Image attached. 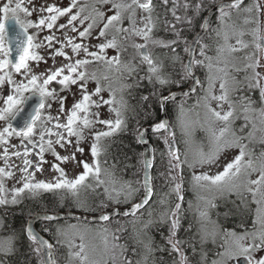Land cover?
I'll return each mask as SVG.
<instances>
[{"label":"snow or ice","instance_id":"1","mask_svg":"<svg viewBox=\"0 0 264 264\" xmlns=\"http://www.w3.org/2000/svg\"><path fill=\"white\" fill-rule=\"evenodd\" d=\"M169 0H163V3L168 4ZM215 3V0H211ZM79 0H70L67 7H59L56 4L45 3L40 5L38 8L39 16L37 19L33 20L31 17L37 13V6L34 4V0H6V2L0 4V86L7 83L11 92L3 100V107H0V121L6 122V126L0 130V146H3L2 152H0V159L4 161V167H0V205L6 204L9 201L6 198V189L3 183L5 178H11L14 173L11 171L13 165L10 163L12 157H16L21 160L22 166L19 167L20 183L22 184L19 188L12 189V199L11 203H17L18 197H21L24 193H28L33 199L40 197L44 193H51L54 196H58L61 200H68L71 198L72 203L75 207L84 211L99 210V207L93 208L92 205L88 203L86 196H82L88 188L92 187L88 183L90 178H93L96 185L104 184L105 181L101 180V167L98 157L104 150L101 146V140L103 138L111 137L115 133L122 131L125 124L126 118L125 113L128 111V104L123 99V96L119 100L116 99V90L112 88V77L109 76V72L115 71L121 73L127 72L131 74L135 69L129 63H122L120 59V52L122 48L121 41H127L131 37H139L145 43L143 44H133L137 50L138 55H140L142 62L148 65V79L152 82L153 78L155 81L161 85L168 84L169 81L162 77L160 72V66L155 63L151 55L145 51L149 42L160 46L169 47L173 52L176 51L172 45L179 46L181 32L176 29V25L165 21V26L167 29L172 31L175 39L164 41L153 39V33L157 27L159 17H154V5L152 0H131L130 3L125 2V0H97V3L111 4L110 11L114 10V14L107 16L105 21V13L100 9L93 6L92 13L83 16L82 13L85 11L86 6L78 7ZM173 8L172 15L177 23L183 22L188 25L193 24V19L188 17H181L176 14V9L178 7L177 0H172ZM242 0H231L230 3L221 2L216 5V10L219 12L217 17V22L219 27L215 29L217 37H222L224 40V45L217 48L218 54H221L227 48L230 52H236L240 49L235 46H230L227 44L229 39L228 25L226 24V19L230 18L232 10L240 9ZM193 8L196 14L205 7L203 0L191 5L185 0L183 4V9L185 12L189 8ZM73 9H76L74 12ZM140 10L143 15L137 18V10ZM245 12H251L252 8H244ZM256 10L259 11V5H256ZM47 13V15H44ZM21 14L25 19H21ZM61 17H67V22L57 24V21ZM127 19L129 27H123L124 20ZM85 21H90L86 27H83L82 31L77 28V22L83 26ZM98 22H103V27L99 28L97 39L106 38L109 31L114 34L111 39H105V42L95 45L98 51H89L88 46L82 43H74L73 38L68 36L66 33L64 35L63 41L58 40L57 36L53 32L56 30L70 29L73 33H78L81 40L87 39L91 36L94 28L97 27ZM252 21L246 19L245 23H251ZM14 25V28L9 29V24ZM259 25V21H256ZM209 22L205 20V23L200 27L202 31H207ZM30 29H35V32L30 33ZM47 29L49 35L43 36L39 39V34L41 31ZM235 31V29H233ZM14 33V34H12ZM244 33L240 32L239 35L242 36ZM254 44L257 51H264V32L261 31L258 26L253 30ZM11 37V38H10ZM118 37L120 38L118 40ZM201 36L197 34L196 38L189 43L187 40L184 41L186 47L185 52L189 53L190 59L187 64L183 65V73L189 78H193V66L203 65V60L195 59L194 45L200 44V55L208 59L211 57L205 56V48L207 45L201 44ZM55 44H59V47H55ZM237 44L244 48L248 45L244 44L243 41L237 40ZM71 48L72 56L65 52V48ZM109 48H114L117 54L111 58L106 57L105 50ZM40 50H44V54H41ZM83 51L84 59H75L73 57L79 55ZM63 57L66 63H61L56 66V58ZM87 57H92L91 60ZM48 59L53 61L51 67H46L43 71L37 72L36 69L39 68L41 63L47 64ZM251 62L246 65L247 69H251L252 75L246 77L248 79V86L250 88H259L260 96L262 101H264V84L261 83L264 80V76L260 72L256 71L259 67H264L258 59L249 57ZM103 62L106 66V71L98 75L97 71H88V66L90 64H99ZM209 67L211 65L209 64ZM219 71H224L220 69ZM13 73L18 74L26 79V83L23 81L17 82L13 79ZM227 73L225 72V77ZM119 79V77H116ZM89 80L95 81L96 87L94 90L89 91L87 87V82ZM102 81L108 82L107 86L102 83ZM210 88L206 90V95L202 97V100L207 101L209 97L218 102L229 103V111L220 112L208 107V111L215 117L218 121L225 122V127L220 129L219 135L212 133L213 147L208 153L200 152L199 158L195 163L203 166L216 164L220 154L230 148H239V154L234 157V159L226 163L223 166V170L216 173L215 175H209L203 173L201 175H194L193 180L199 185L200 182H205L209 187L215 188L220 192H237L241 195L239 191L243 188L252 196V202L257 205L256 213L257 219L253 221L254 226L259 225V227H254V230L250 233L246 232L241 236H236L235 233L230 235L235 237L234 246H230L225 249L224 252L219 253L222 257L220 261H214L213 264H227L228 260H234L239 257H243L246 264H264V256L256 257L253 253L264 250V152L260 154L259 165L252 159V153L246 151L247 145L241 143V137H237L234 133L231 138L226 137V133L229 131L227 124L230 122V118L233 116L232 105L228 99V87L227 79H222L220 82L221 94L219 96L211 95L210 89L214 81L209 77ZM195 84H200L199 80L194 81ZM53 84L59 85L57 90L55 87H50ZM75 85L80 90L79 99H75L70 108L65 107V101L67 96L60 95V93L70 92L72 86ZM127 85H123L120 91L123 92ZM107 90L109 92V98L104 99L101 95L103 91ZM195 91V88L192 89ZM188 93H184L187 95ZM75 96V93H73ZM98 97V99H94ZM147 100L148 97H143ZM175 95L162 96L160 98L161 108L163 109L165 103L168 100H175ZM59 102V109L55 116L51 115L50 112L46 113V110L51 109L52 105L49 101ZM34 101V103H33ZM108 105V110L110 113L115 114V120L112 119H100V113L98 109L102 106ZM221 106L218 104V107ZM29 108L31 109L29 111ZM95 110V111H94ZM183 106L181 105L180 112L183 115ZM244 111L250 112L255 111L251 107V101L244 108ZM259 118L261 124H264V109L260 110ZM247 120L248 117L246 116ZM22 121L21 126L14 127L12 121ZM96 124H102L106 127V131H96L93 134V143L91 145V155L93 158V163L90 165L84 160H76L75 152L83 153V148L79 145L84 139L85 131L94 128ZM183 125V121H182ZM253 129L255 130V124H253ZM153 133H159L163 130L166 135L164 136V143L168 145V156H169V171L181 167L183 162L180 161L179 155L176 150L171 146L168 139V124L167 121H160L159 123L152 126ZM137 131H139L137 129ZM253 133L250 132L249 136ZM17 137L20 139V145H9L10 137ZM38 137V140H37ZM75 138V151L70 155H60L56 151V146L59 145L61 148H66L73 144L72 138ZM138 141L146 143L144 138V133L140 132ZM264 143V140H261ZM29 145L31 147H29ZM11 148L17 150L10 151ZM19 148H23L21 152ZM35 153L32 150L37 149ZM45 152H50L57 161L61 163L76 161L78 165L83 166V172L74 178H69L65 170L56 163L52 164V169L59 175L55 177L54 181H44L35 180V172L43 171L42 164L46 161L44 160ZM35 155L37 160H33L31 157ZM248 157L246 160L245 157ZM184 162H187L186 160ZM153 166L152 160L145 156L144 159V172L145 181L144 187L146 190L145 198L140 202L132 205L130 212H125L124 215H135V213L148 203L149 198L152 195V188L150 187V179L148 170ZM193 164H189L192 167ZM34 167V171H29V169ZM107 174V170H105ZM256 179H247L243 185L238 184L236 181L243 174L244 176H251L252 173H257ZM171 179H175L172 176ZM115 183V181H112ZM108 188H105V192L108 193ZM113 191L116 192V196L119 197L121 194L124 195L125 201H127L134 193V189L131 188L130 184L122 185L120 190ZM174 191L177 193L178 199L183 200V196L180 195L181 184L177 183L175 185ZM259 197V199H257ZM109 198L112 199L111 195ZM116 203H120L117 199ZM106 207V205H102ZM180 203L175 205V209L171 212V228L169 235V244H171V250L177 252L182 256L180 264H187V257L183 256L177 245L180 241H173L172 237L175 236V230L178 227V213L180 210ZM37 219H43L47 221H53L57 219L54 215L45 214L42 217H36ZM109 215L102 214L100 216L101 220L107 221ZM74 227V226H73ZM44 231H49L45 228ZM58 242L59 237L65 235V233L57 228L55 233ZM28 239L35 245L34 251L38 256L46 255V259H42L41 264H56L53 258V245L47 240L38 236L31 228L27 230ZM83 236L81 240L83 241ZM245 241H248L245 243ZM70 247H76L75 245H70ZM79 251L70 252V259H75L79 261V264H98V261L92 258L89 251L84 243L79 246ZM114 247H118L115 245ZM5 251H11V243ZM94 251V249H93Z\"/></svg>","mask_w":264,"mask_h":264},{"label":"trees","instance_id":"2","mask_svg":"<svg viewBox=\"0 0 264 264\" xmlns=\"http://www.w3.org/2000/svg\"><path fill=\"white\" fill-rule=\"evenodd\" d=\"M153 1L155 3L154 15L155 17H159L153 37L157 40L164 41H169L176 38L172 31L167 29L165 26V21H168L169 23L175 24L176 29L181 32V39L186 47L184 41H191V39L200 29L201 22L206 12L219 0H215V3L211 2V0H203L205 7L202 8L199 14H196L191 7L187 12H185L183 5H178L176 14L182 18L186 15L191 17L193 19L192 25L184 23L183 20L180 23H177L174 20L172 15L173 5H163V0ZM170 1L172 2V0ZM249 1L254 2V0H245L244 4ZM255 1L261 3L260 0ZM178 2L185 3V0H177V3ZM187 2L191 5H194L195 3L200 2V0H187ZM219 15V13L214 14L208 30L200 41L201 44L207 45L205 48V56L207 57L210 54H213L218 41L217 37L215 36L216 32L214 30L216 29L217 17ZM250 45L251 47L246 49V53L242 52V56L245 57V55H247L248 59L249 57L257 59L260 51H257L255 45L252 43ZM155 46L156 47L153 49H150L148 43L147 48L149 49L150 54L158 53L163 56V69L170 73L172 77L171 81L168 84L161 85L153 78L152 82H150L148 79V68L145 63L140 61V57H138L137 74H135L134 77L132 74H130V76L126 79L128 84L125 91V101L128 104V111L125 113L126 124L122 131H119L113 136L107 137L104 140V165L115 180L130 184L136 188V192L132 200L126 203L120 201V203L112 204L110 203L111 201L106 196V194L102 192L100 195H103L104 198L102 199V197H100L101 201H99L96 205H92L94 209L99 207V210L84 211L75 207L71 198L68 200H61L58 196H54L51 193H44L35 199L32 197H22L15 204L3 205L0 207V218L2 221L0 226V235L11 236L13 242L11 252L0 253V261L3 264H41L43 259L42 256H38L33 250L35 245H33L25 233L26 221L34 213L71 210L94 215L110 208L111 206L126 205L142 195V147L137 139V129L140 130L142 127L158 121L161 114V96L172 90L184 88L190 82V78L185 76L183 73V62L187 52L179 57V60L174 63L168 59V56L170 53H172L171 48L160 46L157 48V45ZM251 51H253V53ZM261 52L264 59V51ZM164 57L166 59H164ZM195 59H205V57L200 55V44H197ZM249 61L251 62L250 59ZM245 70L246 73L250 71L247 77L252 75L251 69L246 68ZM195 71L200 76V84L196 91L192 94H189L185 98H179L166 104V114L169 120V125L172 129L171 137L174 139L176 151L179 155L180 161L183 162L181 167L174 169L171 172L169 171L170 158L168 156V145L164 143L165 132L148 134L147 137L153 151V166L151 168L153 196L151 202L146 208L133 216L118 215L112 217L104 223L88 222L103 226L106 225L109 228H120L121 226H125L127 228L121 239H117L119 243L124 242V244L127 245L125 247L126 251H123L124 264H139L141 253L144 250L142 241L140 239L138 241L136 238L137 236L135 235L134 224L135 218L137 217H148L151 218L152 222L147 231L151 239L149 245L150 253L147 264H178L176 257L177 252L171 250V244L168 242L171 228L170 220L167 218L166 220L161 221L159 219V215H162V213L166 212V210L169 211L173 208V205L177 201L178 197L174 189L179 180L182 182L181 189L184 193V199L188 200L189 198H193L190 187V192L187 189V185H190V173L189 170H187L186 165H184L183 150L185 144L182 134L178 131L176 117L180 111L181 105L183 106V109H193L195 107V98L199 94V91L205 82L207 68L204 64L195 65ZM246 80L248 79H244L245 82L242 85L245 92L249 91L250 88L248 86L249 82L246 84ZM145 96L148 97L147 100L143 99ZM258 105L259 104L256 105L253 103V106ZM238 122L239 121H237V123ZM260 146L264 148L262 145ZM257 149L258 147H256L254 150L258 151ZM172 176H175L174 180L171 179ZM100 189L101 187H98L96 191H100ZM218 203L221 206L220 208L225 211V214L230 216L227 217V219L229 218L228 221L234 220L236 218L243 220L247 215L246 212L248 209H250V206L248 207L245 199H243L242 196L238 194H227L223 200H220L219 198ZM102 205H106V207H102ZM150 205L154 208L152 209V214L147 216L146 210ZM181 213L184 216L182 218L183 221L186 219L187 223L185 225L190 227L192 223H188L189 212ZM76 220L79 219L66 218L59 221L66 223ZM56 222L40 219L35 223V227L53 245L52 250L56 264H63L62 262L67 260L65 255L68 253V250L64 243H62L60 240L58 242V239L55 235L57 228ZM45 228H48L49 231H44ZM129 234L130 237L127 238ZM187 240L189 241L188 244L193 246L194 236L189 235Z\"/></svg>","mask_w":264,"mask_h":264},{"label":"rangeland","instance_id":"3","mask_svg":"<svg viewBox=\"0 0 264 264\" xmlns=\"http://www.w3.org/2000/svg\"><path fill=\"white\" fill-rule=\"evenodd\" d=\"M48 0H34L35 5H43L47 3ZM116 2H119V0H116ZM125 2L130 3L131 0H125ZM260 3V2H259ZM258 1H249L243 6L240 7V9L234 11V13L230 14V18L226 19V24L228 25V28L226 29L228 31L229 39L227 41V44L230 46H235L239 48V51L236 52H230L227 48L225 51L221 54H218L217 48L224 45V40L222 37H218L217 44L215 46V50L213 54H210L208 57H211L212 59L209 61L208 59L203 60V64L207 68V75L205 76V82L199 91V94L196 96V104L193 109H184L183 115H181V112L179 111L176 119L178 124V131L182 134L183 141H184V150H183V160L187 161L184 162V165H186L187 170H189L190 173V185H187V189L189 190V187L192 191V200L189 198L185 202L187 203L184 205V211H188L190 215L192 216V219L194 222H198L196 225H198L202 229V222L208 221L207 216L211 212V208L209 205L212 204L214 201H216L217 198H220V200H223L227 194H237V192H220L216 190L215 188L209 187L205 184V182H200L198 185L194 180V175H201L203 173H207L209 175H215L216 173L223 170V166L226 163L231 162L236 155L239 154V148H230L225 150L220 154V157L216 164L213 165H199L195 163V161L199 158V153L204 152L208 153L212 147V133H215L216 135H219L220 129L225 127V122L218 121L215 119V117L212 116V114L208 111V107L214 109L215 111L220 112H227L229 111V103L226 102H218L216 100H213L209 97L207 101L202 100L201 98L206 95V90H209L210 88V81L209 77L212 78L214 83L211 86L210 92L211 95L219 96L221 94L220 90V82L222 79H227V87H228V99L229 102L232 105L233 110V116L230 118V122L227 124V127L229 131L225 134L227 138H231L232 134L234 133L237 137L239 136V131H246L247 139L251 142L252 145H247L246 151L251 152V148L253 149L254 146L259 147L262 145L264 147V143H261V140H264V124H261L259 113L261 109H264V103L260 107V102H258V99L261 98L260 96V89L255 88L256 91L253 96L250 95L247 96V92L243 90V83L245 82L243 79V76H241L244 69H246V65L250 63L248 56L245 55L242 56V52L246 53V49L251 47V43L254 44V38H253V30L260 27V23L262 20V8L260 7V4ZM85 5V4H82ZM88 5V4H86ZM92 5V4H89ZM111 7V4H104ZM256 5H259L260 10H256ZM251 7V12H245L243 9ZM93 7H89L88 11L92 12ZM73 11H76V9H73ZM155 13L153 12V15ZM143 13L138 9L137 10V18H139ZM155 17V15H154ZM248 19L252 21L251 23H245V20ZM256 21H259V25H257ZM58 23V21H57ZM80 27V25H77V28ZM103 27V25L101 26ZM219 27L218 22L216 29ZM98 28V25L97 27ZM94 28V29H96ZM93 29V30H94ZM235 29V31H233ZM240 32H243L244 34L242 36L239 35ZM93 33V31H92ZM114 33L110 31L106 38L102 37V41L105 42V39H111L112 35ZM58 38V37H57ZM87 39L84 40H88ZM153 39H155L153 37ZM243 41L244 44H247L248 47L244 48L241 45L237 44V40ZM157 40V39H155ZM133 44H143L145 43L142 39L139 37H133ZM97 43V42H96ZM82 44L85 45L84 42ZM150 49H153L155 44L149 42ZM159 46H157L158 48ZM149 50V49H148ZM253 53V51H251ZM249 54V53H247ZM152 59L155 61L157 65L160 66L161 69V76L166 78V76L163 74V56L154 53L151 54ZM207 57V56H206ZM257 59L262 58L259 56ZM209 64L211 67H209ZM148 68V65H146ZM220 69H223L224 71H219ZM256 71L260 72L263 76L264 69L257 68ZM225 72L227 73V76L225 77ZM250 72V71H249ZM108 74H112L108 73ZM99 75V74H98ZM122 76V77H121ZM130 76L129 73L124 72L122 75H116L112 74V88L116 90V99L119 100L121 96H123V99L125 100V91L127 87L124 88L123 92L120 91V88L123 85L127 84V78ZM116 77H119V79H116ZM122 79V80H121ZM248 83V80H246V84ZM262 84H264L263 80L261 81ZM108 82L105 83L107 86ZM93 86H88V90L92 91L96 87L95 84H91ZM101 95L104 97V99L109 98V92L107 90L103 91ZM80 97V95H79ZM78 97V98H79ZM252 99H250V98ZM94 99H98V97H94ZM249 101H251V107L255 109V111L245 112L244 108L248 105ZM254 104H259L258 106H253ZM207 104L208 107L205 105ZM218 104L221 106L218 107ZM95 111V110H94ZM100 113V119H112L115 120V114L110 113L108 110V105L102 106L100 109H98ZM248 117L246 120L245 117ZM183 121V125H182ZM237 121H239L237 123ZM238 125H237V124ZM253 124H255V130L253 129ZM1 130V128H0ZM106 131V127L102 124H96L94 128L85 131L84 139L80 143V147L83 148V153L75 152L76 160H84L88 162L90 165L93 163V158L91 155V145L93 143V134L96 131ZM252 132L253 135L249 136V133ZM106 138H103L101 140V146L104 149L101 153V155L98 157L101 167V177L100 179L105 181L104 184L96 185V182L93 178H90L88 183L92 185V187L85 190V192L82 193V196H86L88 203L90 205H96L99 201H101L104 198L103 195H100L103 193L106 194V196L109 198V195H111L112 199L109 198L111 201L110 203L115 204L116 200L126 203L130 200H132L136 188L131 186L132 189H134L133 195L125 201L124 195L121 194L119 197L116 196V192L113 191L115 188L116 190H120L122 185H125L126 183H122L121 181L115 180L109 170L104 165V151H105V140ZM73 144L70 146H66V148L62 149L60 151V155H70L75 151V138H72ZM17 143L16 137H10L9 138V145H15ZM260 144V145H259ZM245 145V144H244ZM3 146H0L2 148ZM264 152V148H260V151H258V156L256 158L253 157L252 159L257 163V166L259 165V158L260 154ZM245 159L247 160L248 157L246 156ZM10 163L13 165L11 168V171L14 173V175L11 178H5L3 180L5 189H6V198L9 201L5 205L13 204L11 203L12 199V189L13 188H19L22 186V184L19 182V177L16 171V164L14 161H10ZM54 162L50 164L52 166ZM62 165V168L65 170L66 174L69 178H74L75 176L79 175L81 172H83V166L78 165L76 161H69L65 163L58 162ZM189 164H193L192 167H189ZM0 166V167H4ZM48 177L44 181H54L55 177H57L56 173H54V170H52V167H49ZM107 170V174L105 172ZM258 176L257 173H252L251 176H244L243 174L240 176V178L236 181L238 184L243 185L247 179H256ZM37 181L41 179H35ZM112 181H115V183H112ZM98 187H101L100 191H96ZM153 187V186H152ZM105 188H108V193L105 192ZM241 192V196L248 195V198L252 201V196L247 191H244L243 188L239 190ZM22 197H31L28 193H24L21 197H18L17 201H19ZM99 197V198H97ZM138 199V198H137ZM259 199V197H257ZM62 203V202H61ZM255 204V203H254ZM127 205V204H126ZM118 206H125V205H118ZM186 206V207H185ZM113 207V206H111ZM110 207V208H111ZM153 206H149L146 210L147 216H150L152 214ZM254 208H257V205L255 204ZM109 209V208H108ZM70 211V210H69ZM105 211V210H104ZM102 212V211H101ZM100 213V212H99ZM169 217V213L166 210V212L162 213V215H159V219L161 221L166 220ZM108 221V220H107ZM1 218H0V226H1ZM56 222V221H54ZM57 228H60L65 235H62L59 237V240L64 243L68 250V255H65V258L67 257L66 261H63V264H79L78 260L70 259L69 253L70 252H77L79 251V245L81 243H84L86 245L87 250L89 251V254L92 258L96 259L98 261V264H124L123 263V251H126L125 247L126 244L119 243L117 239H121L122 235H124L125 230L127 229L125 226L114 227L109 228L106 225H98L95 223H88L87 221H70V222H60L58 220ZM104 223V222H102ZM151 218L148 217H137L135 218V224H134V230L135 235H138L139 239L143 243V252L141 253L140 263L139 264H147V261L149 259V245L151 242L150 237L148 236V228L151 225ZM210 223H206L208 225ZM74 226V227H73ZM56 228V230H57ZM81 236H83V241L81 240ZM241 236V235H236ZM130 237V234L127 238ZM148 241V242H147ZM235 237L233 236L232 245L234 246ZM11 243V250H12V237L11 236H3L0 235V253H9L11 251H5L4 249L7 248L8 243ZM70 245H75L76 247H70ZM115 245H118V247H114ZM94 249V251H93ZM65 260V259H64ZM0 264H3L0 261Z\"/></svg>","mask_w":264,"mask_h":264},{"label":"flooded vegetation","instance_id":"4","mask_svg":"<svg viewBox=\"0 0 264 264\" xmlns=\"http://www.w3.org/2000/svg\"><path fill=\"white\" fill-rule=\"evenodd\" d=\"M6 2V0H0V4ZM153 5H155L154 1L152 0ZM48 4H56L59 7H67L70 3V0H48L47 1ZM85 4V5H82ZM88 4V5H86ZM92 4V5H89ZM178 5H183L184 2H178ZM163 5H165L163 3ZM166 5H173L172 2L169 0L168 4ZM37 6V13L34 14L33 17H31V19L35 20L38 18L39 16V11L38 8L40 5H36ZM80 6H86L85 7V11L82 13L81 18H83V16L89 15L92 12H89L88 9L89 7H93L95 6L96 8L100 9L101 11H103L105 13V21H106V17L113 15L114 14V10L110 11L109 9H111V7H109L108 5H101L99 3H97V0H79L78 3V7ZM235 10H232L231 13H234ZM75 12V11H74ZM44 15H47V13H44ZM21 19H25V17L23 16V14H21ZM67 22V17H61L58 20V25L61 23H65ZM90 21H85V24L83 26H81L78 22L77 25H80V27H78L79 31L83 30V27H86L87 24ZM103 25V22H98V28L93 30V33L91 34V36L89 37V39L86 40H81L78 36V33H73L70 31V29H65V30H56L53 29V32L55 33V35L58 37V40L63 41L64 35L65 33L73 38V42L74 43H82L84 42L86 46H88L89 51H98V48L95 47V45L102 43V38L97 39L96 37L98 36V31L99 28H101V26ZM123 27L127 28L129 27L128 21L127 19L124 20L123 22ZM30 33L35 32V29H30L29 30ZM110 32V31H109ZM51 33H49V31L47 29L43 30L40 32L39 34V39H42L43 36L45 35H49ZM215 36L217 37V35L215 34ZM120 38L118 37V40ZM218 39V37H217ZM133 37H131L129 40L127 41H121L122 44V48H121V52H120V59L122 63H129L134 67V71L131 73L132 76L134 77L135 74H137V70H138V57H140V55H138L137 50L132 47L133 45ZM97 42V43H96ZM55 47H59V44H55ZM171 47L175 48L176 51L172 53H170V55L168 56V59L171 62H177L179 60V57H181L183 54H185V45L182 42V39L180 38V42H179V46L177 45H172ZM147 49V48H146ZM41 54H44V50H40ZM65 52H67L70 56H72V52H71V48H65ZM148 52V49H147ZM106 57L111 58L112 56L117 54L116 49L114 48H109L105 50ZM85 55L83 53V51H81L79 53V55H76L73 57V60L75 59H84ZM87 59L91 60L92 57H87ZM164 59H166L164 57ZM140 61L142 62V59L140 57ZM56 66H59L61 63H66V61L63 60V57H57L56 58ZM53 64V61L51 59H48L47 64L41 63V65L39 66V68L36 69V71L39 73L41 71H43L46 67H51ZM146 64V63H145ZM147 65V64H146ZM264 68H261V70ZM88 71L92 72V71H97L98 74L104 73L106 71V66L103 64V62L99 63V64H90L88 66ZM112 74H116L121 75V73L115 72L114 70L111 71ZM109 72V73H111ZM112 74H109L110 77H112ZM163 74L166 76V79L170 82L172 77L170 75V73L166 72L163 69ZM264 76V74H263ZM122 77V76H121ZM13 79L16 80L17 82L23 81V82H27L26 79L18 74L13 73ZM122 80V79H121ZM264 82V80H263ZM102 83H106V81H102ZM91 84H95V81L89 80L87 82V87L88 86H93ZM50 87H55L57 90L59 89V85L53 84ZM256 89L255 88H251L249 91H247V96H253L255 93ZM11 92V88L10 86L5 83L3 86H0V107H3V100L6 98V96L8 94H10ZM73 93H75V96H73ZM60 95H64L67 96V99L65 101V107L66 108H70L72 103L74 102L75 99H79V95H80V90L77 86L73 85L71 88L70 92H65V93H60ZM254 97V96H253ZM250 98V97H248ZM258 102H260V107L263 105L262 103H264V101H262L261 98L258 99ZM49 103H51L52 107L51 109L46 110V113H49L53 116H55L57 114V111L59 109V102H52L51 100L49 101ZM6 126V122L4 121H0V128L1 130L3 129V127ZM239 136L241 137V143L245 144V145H252L250 141H248V139L246 138V131H239ZM17 143H15V145L19 146L20 145V139L16 137ZM38 140V137H37ZM260 145V144H259ZM29 147H31L29 145ZM3 148V147H2ZM2 148H0V152H2ZM256 148V146H254V148H251V153L253 155L254 158H256L258 156V151H260V148H262L261 146L258 147V151H255L254 149ZM64 149L61 148L59 145L56 146V151L60 154V151ZM17 149L15 148H11L10 147V151H15ZM19 150L22 152L23 148H19ZM33 153H35L36 151H38L37 149L32 150ZM34 161L37 160V158L35 157V155H33L31 157ZM44 160L46 161L45 163L42 164V169L43 171L40 172H35V179H41V180H45L48 177V172L51 171L49 170L50 164H48V162L52 163H56L59 164L61 167L62 165L55 159V157L50 153V152H45L44 154ZM11 161H14L16 164V171L18 174V177L20 178L21 173L19 172V167L22 166V162L20 159L16 158V157H12ZM4 165V161L2 159H0V166ZM34 167L29 169V171H34ZM53 170V169H52ZM54 173H56L54 171ZM56 175L58 176L59 174L56 173ZM20 181V179H19ZM179 184H182V182L179 180ZM180 195L183 196V200H179L177 197V201L174 203L173 208L171 210L168 211L169 213V217L168 219L170 220V223H172V218H171V212L175 209V205L177 203H180L181 207L177 216L178 219V227L175 230V236L172 237L173 241H180V243L177 245V247L180 249V252L183 254V256L187 257V264H213L214 261H220L222 259V257L220 255H218L219 253H222L225 251L226 248L230 247L232 245V241H233V236L230 235L231 233H235L236 235H243L246 232L250 233L254 230V227H259V225H255L253 224V221L257 219V213H256V209L254 208L255 204L248 198V195L242 196L243 199H245V202H247L248 207L250 206V209H248V211L246 212V217H244L243 220H240L238 218L228 221L229 218L227 219V217H230L229 215L225 214V211L222 210L218 203L219 198L216 199V201H214L212 204H210L209 206L212 207L211 208V212L209 213V215L207 216L208 221L205 222H200L202 223V229L196 225L198 222H194L192 219V216L189 213V218H188V223H192V225H190V227H187L185 224L186 219L183 221V213H186L188 211H181L184 210V205H186L187 203L185 202L186 200L184 199V193L180 192ZM190 197V196H189ZM192 200V198H190ZM189 202V200H188ZM5 205V204H3ZM3 205H0L3 206ZM186 207V206H185ZM227 219V220H226ZM210 223L208 225H206V223ZM194 236V244L193 246H190V244H188V236ZM137 240L139 241V237L138 235H136ZM149 236V234H148ZM148 242V241H147ZM248 241H245V243H247ZM193 247V248H192ZM254 256L256 257H261L264 256V250L258 251L253 253ZM177 257V261L178 264H180L182 256L180 254L177 253L176 255ZM227 264H246V261L244 260L243 257H239L237 259L234 260H228Z\"/></svg>","mask_w":264,"mask_h":264},{"label":"water","instance_id":"5","mask_svg":"<svg viewBox=\"0 0 264 264\" xmlns=\"http://www.w3.org/2000/svg\"><path fill=\"white\" fill-rule=\"evenodd\" d=\"M262 1V21H261V31L264 32V0H261ZM221 2H224V3H230L231 0H223V1H220L218 3H216L213 7H211L205 14L204 18H203V22L202 24L205 23V20H207L209 23H210V20L212 18V16L214 15V13L218 12L216 10V5L221 3ZM244 2V0H242V3ZM201 24V25H202ZM209 25V24H208ZM14 28V25H12L11 23L9 24V29H10V33H11V30ZM206 31H202L201 27H200V30L194 35V37L192 38V40L190 41V43L196 38L197 34H200V36L202 37L204 35ZM14 34V33H12ZM11 38V37H10ZM196 46L197 44L194 45V53L193 55H195V52H196ZM146 51V49H144ZM190 59V56H189V53H187V57L185 59V62L184 64H187L188 61ZM191 81L190 83L188 84V86L182 88V89H179V90H172L170 92H168L167 94L163 95V96H170V95H175L176 98L178 97H182V96H187L189 95L190 93H193L194 91H192L193 88L196 89V87L198 86V84H195V80H199V76L195 73L194 69H193V78H190ZM184 93H188L187 95H184ZM162 97V96H161ZM160 97V98H161ZM172 100H168L163 109L161 108V114H160V117L158 119V121L154 122L153 124H150V125H146L144 127H142L139 131H138V135L140 132H143L144 133V138L145 140L147 141L146 143H142L139 141L141 147H142V161H143V169H142V174H141V180H142V186H143V194L142 196L125 205V206H113L105 211H102L100 213H97V214H94V215H89V214H86V213H82V212H77V211H58V212H37V213H34L27 221H26V225H25V233L27 235V230L29 228H31L38 236H40L41 238L45 239L48 241V239L46 237H44L36 228H35V223L40 220V219H37L36 217H42L43 215L45 214H48V215H54L57 217V219L53 220V221H57V220H60V219H64V218H76V219H81V220H84V221H89V222H99V223H102V222H106L105 220H101L100 219V216L102 214H107L109 215V219H111L112 217L114 216H130V215H124L125 212H130L131 208H132V205L133 204H136V203H140L144 198H145V194H146V190H145V187H144V181H145V172H144V159H145V156L148 158V159H151L152 160V163H153V151H152V146L148 140V137L147 135L148 134H151L153 133L152 132V126L159 123L160 121L164 120V121H167V124H168V133H170L168 135V139L171 143V146L174 150H176V145H175V142H174V139L171 137V133H172V130H171V127L169 125V120H168V117H167V114H166V104L168 102H170ZM34 103V101H33ZM161 106V104H160ZM31 109L29 108V111ZM12 124L14 127H19L21 126L22 124V121H12ZM161 132H163V130H161ZM159 132V133H161ZM153 134H156V133H153ZM166 135V133H165ZM152 168V167H151ZM151 168L148 170V173H149V176L151 177L150 179V187L152 188V195H153V187H152V173H151ZM152 195L151 197L149 198V201L148 203L150 202L151 198H152ZM147 203V204H148ZM145 204L143 207H141L137 212H139L140 210H142L144 207H146ZM136 212V213H137ZM135 213V214H136ZM108 219V220H109ZM49 242V241H48ZM50 243V242H49ZM51 244V243H50ZM53 251V250H52ZM43 259H46V255L42 256ZM53 258L55 260V257H54V253H53Z\"/></svg>","mask_w":264,"mask_h":264}]
</instances>
